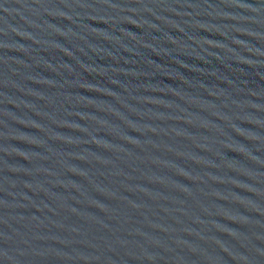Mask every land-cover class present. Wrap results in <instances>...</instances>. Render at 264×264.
Masks as SVG:
<instances>
[{"label":"water","instance_id":"water-1","mask_svg":"<svg viewBox=\"0 0 264 264\" xmlns=\"http://www.w3.org/2000/svg\"><path fill=\"white\" fill-rule=\"evenodd\" d=\"M0 264H264V0H0Z\"/></svg>","mask_w":264,"mask_h":264}]
</instances>
